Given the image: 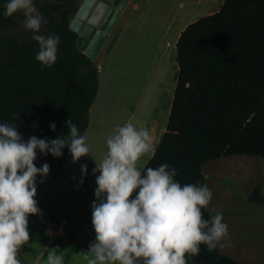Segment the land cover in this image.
Here are the masks:
<instances>
[{"label":"trees","instance_id":"16d2710c","mask_svg":"<svg viewBox=\"0 0 264 264\" xmlns=\"http://www.w3.org/2000/svg\"><path fill=\"white\" fill-rule=\"evenodd\" d=\"M7 2L0 0V124L14 125L20 134L35 124L37 138L52 140L68 135L70 117L82 136L98 71L68 28L81 0H33L46 20L38 34L60 37L51 67L36 61L39 45L31 31L2 34L18 26L13 16L3 15ZM174 46L177 73L169 116L141 174L168 164L177 171L176 182L201 186L206 163L235 156L264 159V0H223L215 13L186 25ZM61 151L59 158L37 155L55 172L69 156L67 147ZM249 202L264 203L259 187ZM201 211L203 219H211L206 208ZM186 258L188 264H240L220 254L218 246L209 252L203 244L199 255Z\"/></svg>","mask_w":264,"mask_h":264},{"label":"clouds","instance_id":"9594fccd","mask_svg":"<svg viewBox=\"0 0 264 264\" xmlns=\"http://www.w3.org/2000/svg\"><path fill=\"white\" fill-rule=\"evenodd\" d=\"M4 7L6 18L18 10L23 13L24 28L39 45L36 61L46 67L54 65L60 37L38 34L46 20L33 0H8ZM19 118L13 114L14 120ZM65 123L67 136L52 140L31 136L27 141L16 126L0 124V264H21L18 252L30 238L28 217L41 215L35 199L36 177L46 178L50 166H35L37 151L59 158L67 147L73 164L89 154L77 125L70 117ZM49 127L55 130L56 125ZM106 146L107 154L93 169L99 173L91 205L95 242L78 254L87 264H188L186 257L199 255L202 244L209 252L226 246L220 243L228 237L222 214L203 219L201 210L212 198L206 185L182 186L174 180L176 169L168 164L141 174L137 162L152 149L147 128L137 129L131 121L117 125ZM80 171L83 183L87 165H81ZM60 253L58 246L48 248L45 264H64Z\"/></svg>","mask_w":264,"mask_h":264},{"label":"rangeland","instance_id":"374dc122","mask_svg":"<svg viewBox=\"0 0 264 264\" xmlns=\"http://www.w3.org/2000/svg\"><path fill=\"white\" fill-rule=\"evenodd\" d=\"M221 3L222 0H129L117 28L110 34L114 33L113 39L106 41L95 61L103 70L98 71L99 91L82 135L89 154L74 164L69 155L58 171H49L46 178L39 176L40 181L37 179L38 198L35 199L42 209L41 215H33L32 219L38 231L50 218L60 220L69 211L68 220L76 223L77 211L81 209L83 213L91 207L96 199L95 180L99 175L94 174L93 169L107 154L108 136L114 133L117 125L123 126L129 121L137 129L144 128L151 100L156 104L160 96L158 84L163 82L167 83L165 94L159 99V112L162 114L166 109L174 78L170 77L172 70L167 62H160L163 37L177 35L189 23L215 13ZM132 4H137V8L133 10ZM13 18L17 28L2 34L17 35L30 31L24 28L25 17L21 11L14 13ZM123 30L125 33L119 37ZM175 70L176 76L177 68ZM171 101L170 98V105ZM167 119L164 120L165 126ZM21 136L27 141L36 133L33 127H29ZM34 164L37 168L43 165L38 155ZM141 164L142 161L137 162L138 169ZM81 165H87L83 183H80ZM201 172L204 185L212 192L206 210L211 217L221 213L222 222L228 225V237L220 242L226 246L218 245L220 253L240 264H264V203L249 202L255 187H259L264 196V159L247 156L221 158L204 164ZM91 174L87 187L90 194L83 195L72 207L79 194L78 185L86 183Z\"/></svg>","mask_w":264,"mask_h":264},{"label":"crops","instance_id":"0c3cea01","mask_svg":"<svg viewBox=\"0 0 264 264\" xmlns=\"http://www.w3.org/2000/svg\"><path fill=\"white\" fill-rule=\"evenodd\" d=\"M223 1V0H222ZM133 5V4H132ZM133 10L137 8V4L132 6ZM123 13L120 16V19L122 17ZM119 19V21H120ZM118 21V22H119ZM118 25V23L115 25V27ZM126 26V25H125ZM114 27V28H115ZM117 28V27H116ZM116 30V29H115ZM181 32V30H180ZM180 32L171 36H164L163 37V43L164 47L162 48L161 53V60L160 62L164 64L167 62L169 65L168 67L172 70L170 77L174 78V83L170 85V91H169V101L170 98L172 99V88L174 91L175 87V68H176V61H175V42L176 38L179 36ZM125 33V30L121 31L119 34V37ZM114 34V33H113ZM109 35L108 39L110 42L113 39L114 35ZM117 37V36H116ZM172 39V40H170ZM171 41L170 45L169 42ZM168 46V47H167ZM113 49V45L110 48V50ZM109 50V51H110ZM167 54H170L169 57H167ZM175 65V67H174ZM172 78V79H173ZM166 83L163 82L162 84H158L159 89V98L156 101V104L153 103V99L151 100L150 106L148 108V111L146 113L145 117V124L144 128H147L150 131V134L152 136V149L148 153H146L142 159L139 161H142L141 166L139 167V170L142 172V168H144L147 161L150 159L152 154L155 151V148L159 142V139L162 135V133L165 130V118L167 119L169 116L170 111V103L168 101L166 109H164V112L162 114L159 112V99L165 94L164 90L166 88ZM99 87V85H98ZM169 88V86H168ZM99 90H97L98 93ZM168 93V92H167ZM166 93V96H167ZM156 94V95H157ZM155 95V96H156ZM97 98V94H96ZM96 98L94 100V103L96 102ZM154 98V97H153ZM92 106L89 109L88 113V119L90 118V113L92 110ZM165 120V121H164ZM164 128V129H163ZM63 165V164H62ZM62 167V166H61ZM38 176V180H39ZM92 174L89 177V179L84 183L83 185H78L80 187L78 189L79 194L75 201L72 204L73 206H76L77 201L79 198H81L83 195H89V191L87 189L89 183L91 182ZM40 181V180H39ZM39 181L36 180L38 183ZM38 198V195H36ZM71 207V208H72ZM38 208H40L38 206ZM40 208L39 210H41ZM70 212V211H69ZM69 212L67 214L62 215V218L58 220L57 218H50L49 221L42 225L40 230L38 231L36 222L34 219H32V216L28 217V232H29V241L28 243L24 244L20 251L18 252V259H20L21 264H45L46 258H47V251L48 248H52L54 246H58L59 250L61 251L60 254L64 257V264H87L86 261L83 260L82 256H79V253L87 252L88 247L91 243L95 242L94 236H93V226L91 223L92 219V209L91 207L87 210H85L83 213H81V209H79L75 215V221L76 223H71L68 219ZM52 217V216H51ZM32 219V220H31ZM55 225V227H53ZM53 229L54 235L48 236L46 234V229L48 228ZM219 249V247H218ZM220 252V251H219ZM221 254V253H220ZM223 255V254H222ZM225 256V255H224ZM228 257V256H227Z\"/></svg>","mask_w":264,"mask_h":264},{"label":"water","instance_id":"95a60500","mask_svg":"<svg viewBox=\"0 0 264 264\" xmlns=\"http://www.w3.org/2000/svg\"><path fill=\"white\" fill-rule=\"evenodd\" d=\"M129 0H82L68 26L76 48L95 62Z\"/></svg>","mask_w":264,"mask_h":264},{"label":"built area","instance_id":"2783aa9c","mask_svg":"<svg viewBox=\"0 0 264 264\" xmlns=\"http://www.w3.org/2000/svg\"><path fill=\"white\" fill-rule=\"evenodd\" d=\"M53 227H55V225H54ZM46 234H47L48 236H53V235H54V231H53V229H51L50 227H49L48 229H46Z\"/></svg>","mask_w":264,"mask_h":264}]
</instances>
